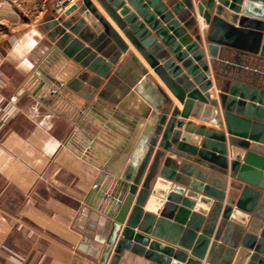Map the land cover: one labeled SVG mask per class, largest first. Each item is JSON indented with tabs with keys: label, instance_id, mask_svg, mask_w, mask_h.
Listing matches in <instances>:
<instances>
[{
	"label": "water",
	"instance_id": "water-1",
	"mask_svg": "<svg viewBox=\"0 0 264 264\" xmlns=\"http://www.w3.org/2000/svg\"><path fill=\"white\" fill-rule=\"evenodd\" d=\"M97 1L193 118L264 139V78L240 60L264 59V0ZM43 33L57 68L45 83L80 98L77 125L101 156L82 264H264V144L187 120L93 0ZM125 67L137 71L115 82Z\"/></svg>",
	"mask_w": 264,
	"mask_h": 264
},
{
	"label": "crops",
	"instance_id": "crops-1",
	"mask_svg": "<svg viewBox=\"0 0 264 264\" xmlns=\"http://www.w3.org/2000/svg\"><path fill=\"white\" fill-rule=\"evenodd\" d=\"M93 2L187 120L227 132L193 118L98 1ZM54 11V0H7L0 7V37L17 40L4 64L8 85L2 89L13 116L0 133V264H15L11 255L40 256L35 264H82L98 227L100 211L85 200L96 187L100 172L96 162L101 156L86 144L85 133L77 125L76 108L81 100L66 87L51 93V83H45L53 69L57 70L52 68L55 58L48 55L50 42L43 33L46 19L56 16ZM201 26L208 28L205 22ZM240 60L247 75L264 78V59L241 55ZM136 71L125 67L115 82ZM60 72L68 79L66 70L61 67ZM113 91V87L106 90V96L112 97ZM108 98L96 94L93 102L109 103ZM227 134L264 144V139L237 131ZM259 191L257 204L264 203V190ZM97 200L93 204L102 202ZM217 260L222 264L224 255Z\"/></svg>",
	"mask_w": 264,
	"mask_h": 264
},
{
	"label": "built area",
	"instance_id": "built-area-1",
	"mask_svg": "<svg viewBox=\"0 0 264 264\" xmlns=\"http://www.w3.org/2000/svg\"><path fill=\"white\" fill-rule=\"evenodd\" d=\"M30 1H37V0H30ZM79 0H54V8L56 10V16L59 17L64 13V10L69 7L70 5L74 4V3H78ZM7 2V0H0V7ZM204 23L203 21H201V24ZM200 24V26H201ZM202 27V26H201ZM202 30H204V26L203 28H201ZM10 42L12 43V45H16L17 40L14 39V41L10 40ZM7 55L0 50V133L2 131V129L5 127L6 124L9 123V121L11 120L13 114L11 113V109H12V105L11 104H7V102H5V97L2 94V89L4 87H6L8 85V78L6 76V72L4 70V64L6 61ZM63 85H61L62 87ZM60 86H58L56 89H54V92H56L58 90ZM10 257V256H8ZM11 259L13 260V263L15 264H23V263H30V264H35L37 262V256H33L32 258L30 256H26V257H16L14 255H11Z\"/></svg>",
	"mask_w": 264,
	"mask_h": 264
},
{
	"label": "rangeland",
	"instance_id": "rangeland-1",
	"mask_svg": "<svg viewBox=\"0 0 264 264\" xmlns=\"http://www.w3.org/2000/svg\"><path fill=\"white\" fill-rule=\"evenodd\" d=\"M2 32H3V30H2ZM4 38H6V39H4ZM7 38L8 37H0V50H2L8 57L9 52H11L13 50V47L16 48V46L12 45V43L10 42V40L14 41L13 38L10 40H8ZM6 60H7V58H6ZM4 70H5V65H4ZM37 257H38V259L40 258V256H37Z\"/></svg>",
	"mask_w": 264,
	"mask_h": 264
}]
</instances>
